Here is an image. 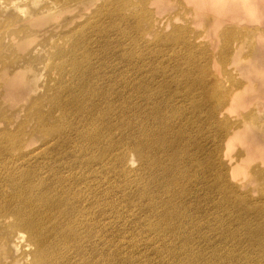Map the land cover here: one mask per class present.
<instances>
[{
  "label": "bare ground",
  "instance_id": "bare-ground-1",
  "mask_svg": "<svg viewBox=\"0 0 264 264\" xmlns=\"http://www.w3.org/2000/svg\"><path fill=\"white\" fill-rule=\"evenodd\" d=\"M37 1L0 0V9L19 14ZM92 1L51 0L79 6L29 45L34 54L47 44L57 78L21 122L1 118L0 264L23 254V264H264V200L230 185L202 132L214 133L234 89L214 96L210 63L196 64L199 36L164 34L144 12L148 0H100L89 12ZM26 28L6 26L0 42ZM238 31L221 34L232 55L242 51ZM213 229L222 242L226 231L248 234L247 244L223 253L202 233Z\"/></svg>",
  "mask_w": 264,
  "mask_h": 264
},
{
  "label": "rangeland",
  "instance_id": "rangeland-1",
  "mask_svg": "<svg viewBox=\"0 0 264 264\" xmlns=\"http://www.w3.org/2000/svg\"><path fill=\"white\" fill-rule=\"evenodd\" d=\"M95 1L100 3V0ZM67 4L68 2L51 4V0H38L35 4L31 2L22 6L19 14L15 10L0 9V35L6 26L26 25V29H29L24 30L21 38H16L12 43L7 38L4 42L2 38L0 42V122L2 117L14 120L10 127L21 122L31 102L45 96L47 88L57 78L56 72L53 73L49 68L47 44L38 46L34 54H29V45L36 43L44 35L56 32L64 19H69L77 12L79 6L74 10L75 5L71 8ZM241 4L242 0H148L144 7L146 10L142 11L148 18L162 22L161 31L164 34H172L173 29L182 27L186 37L193 39L196 35L199 36L197 43L200 47L194 48L196 64L202 66L210 63L216 85L219 83L214 96L234 89L231 97L224 99L228 106L219 122L214 124V133L206 128L202 132L212 142L208 147L214 146L217 153L214 166L220 159V168L230 174V185L250 200L248 202L257 204L264 200V0H248L246 9ZM87 5L89 12L96 6L93 1ZM89 12L87 10L79 14L74 20L81 22ZM32 13V18L28 19ZM12 14L19 15V19L7 24ZM231 29L243 34L242 51L238 55L229 53L221 36ZM33 31L36 35L32 34ZM20 43H26V47L22 44L23 47L20 48L17 45ZM235 45L234 42L231 47ZM8 69L15 71V74L11 75ZM2 127L3 124L0 123V129ZM130 165L137 168L138 163L134 157L130 159ZM252 174H257V180ZM217 213L219 216L222 214ZM202 233L223 253L232 250L234 241L247 244L248 234L226 231L228 239L222 242L220 232L214 233V229L204 230ZM254 240L258 242L262 240V236L258 234ZM154 250L155 248H144L146 252L157 254ZM12 251V259L20 260L19 256L23 252L21 246L12 247ZM205 254L209 255L210 252ZM239 256L240 254L235 258ZM24 260L23 254L22 262ZM217 264L227 263L219 256Z\"/></svg>",
  "mask_w": 264,
  "mask_h": 264
}]
</instances>
